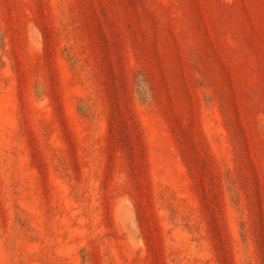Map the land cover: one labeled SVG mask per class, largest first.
Listing matches in <instances>:
<instances>
[{
	"label": "rangeland",
	"instance_id": "obj_1",
	"mask_svg": "<svg viewBox=\"0 0 264 264\" xmlns=\"http://www.w3.org/2000/svg\"><path fill=\"white\" fill-rule=\"evenodd\" d=\"M0 227V264H264V0H0Z\"/></svg>",
	"mask_w": 264,
	"mask_h": 264
},
{
	"label": "trees",
	"instance_id": "obj_2",
	"mask_svg": "<svg viewBox=\"0 0 264 264\" xmlns=\"http://www.w3.org/2000/svg\"><path fill=\"white\" fill-rule=\"evenodd\" d=\"M79 111V109H78ZM65 177L69 178L68 175H66ZM135 219L137 217V213H135ZM134 221V220H133ZM21 226V225H20ZM122 227L124 228L125 232H126V227L129 228V231L130 233H134V228H133V225H128V226H125V225H122ZM1 228V227H0ZM85 253V249H81V255H80V260H81V264H92V261L90 259H88V257H86L84 255Z\"/></svg>",
	"mask_w": 264,
	"mask_h": 264
}]
</instances>
